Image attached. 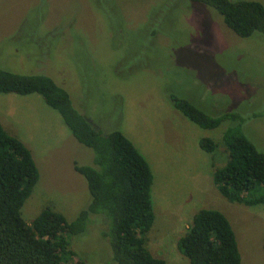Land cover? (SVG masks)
Wrapping results in <instances>:
<instances>
[{
	"label": "rangeland",
	"instance_id": "rangeland-1",
	"mask_svg": "<svg viewBox=\"0 0 264 264\" xmlns=\"http://www.w3.org/2000/svg\"><path fill=\"white\" fill-rule=\"evenodd\" d=\"M111 1L110 7L99 0H0V68L49 76L92 126L120 131L145 157L153 176L155 219L146 238L152 256L190 264L178 241L197 211L211 209L229 221L241 264H264V204L230 202L213 183L227 161L221 143L227 123L202 129L168 98L175 94L208 115L251 114L243 129L264 151V37H238L201 3L173 1L166 11L165 0ZM114 1L115 15L100 11L114 10ZM152 26L157 34L150 37ZM0 124L28 148L39 171L23 220L51 208L73 221L90 202L74 163L92 165V150L38 94H0ZM202 138L218 143L213 153L199 147ZM107 229L91 215L85 231L68 238L74 260L116 264Z\"/></svg>",
	"mask_w": 264,
	"mask_h": 264
},
{
	"label": "trees",
	"instance_id": "trees-1",
	"mask_svg": "<svg viewBox=\"0 0 264 264\" xmlns=\"http://www.w3.org/2000/svg\"><path fill=\"white\" fill-rule=\"evenodd\" d=\"M99 1L110 7L113 4L111 0ZM165 1L166 11L172 9L173 1L204 4L214 9L238 37L248 38L256 32L264 37V6L260 2ZM100 11L115 15L120 10L114 1V10L100 6ZM156 32L152 26L149 36ZM0 94L40 95L47 106L59 113L73 138L93 152L92 165L74 163V170L85 179L90 195L86 208L70 222L45 208L26 223L21 209L39 180V171L28 148L0 124V264H85L74 260L68 238L83 233L91 215L99 217L105 229L108 226L104 235L109 238L116 264H167L146 248L147 234L155 219L151 202L153 176L147 160L133 143L120 131L103 134L92 126L76 110L68 92L42 73L15 74L0 68ZM168 98L178 112L202 129L212 130L227 123L221 138L227 161L213 172V183L230 202L245 206L264 204V151L243 129L251 114L228 111L208 115L175 94ZM217 144L211 138L199 141V147L210 154ZM177 247L190 264H241L230 223L216 210L197 211Z\"/></svg>",
	"mask_w": 264,
	"mask_h": 264
}]
</instances>
